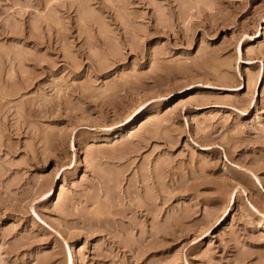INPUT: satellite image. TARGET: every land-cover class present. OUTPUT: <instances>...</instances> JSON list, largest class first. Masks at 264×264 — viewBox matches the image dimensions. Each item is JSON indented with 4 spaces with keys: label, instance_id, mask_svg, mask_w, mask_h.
<instances>
[{
    "label": "rangeland",
    "instance_id": "obj_1",
    "mask_svg": "<svg viewBox=\"0 0 264 264\" xmlns=\"http://www.w3.org/2000/svg\"><path fill=\"white\" fill-rule=\"evenodd\" d=\"M69 250L264 264V0H0V264Z\"/></svg>",
    "mask_w": 264,
    "mask_h": 264
},
{
    "label": "bare ground",
    "instance_id": "obj_2",
    "mask_svg": "<svg viewBox=\"0 0 264 264\" xmlns=\"http://www.w3.org/2000/svg\"><path fill=\"white\" fill-rule=\"evenodd\" d=\"M183 100L184 99L179 100L178 103L183 102ZM65 264H74L73 254L71 250L67 251V255L65 256Z\"/></svg>",
    "mask_w": 264,
    "mask_h": 264
}]
</instances>
